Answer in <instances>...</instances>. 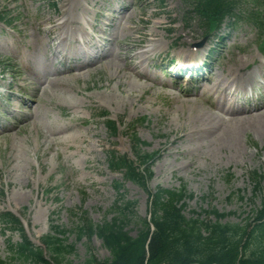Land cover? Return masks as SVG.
I'll list each match as a JSON object with an SVG mask.
<instances>
[{
  "label": "rangeland",
  "instance_id": "rangeland-1",
  "mask_svg": "<svg viewBox=\"0 0 264 264\" xmlns=\"http://www.w3.org/2000/svg\"><path fill=\"white\" fill-rule=\"evenodd\" d=\"M62 1L0 0L6 23L9 19L13 23L9 27V23H0V135L9 132L8 137L0 136V215L16 216L26 236L37 246L51 232L52 223L69 230L66 241L75 245V251L66 264H82L90 256L100 260L108 258L109 253L99 239L94 236L78 240L75 228L83 213L94 224H102L116 215L113 210L117 199L115 184L123 179L109 170L106 151L115 149L118 154L134 159L127 127L146 118L149 123L139 125L137 133L147 143L143 151L156 155L149 191L178 190L185 186L194 195L186 202L188 218L193 211L216 209L228 215L225 223L247 225L254 209L252 175L255 172L262 177L264 195V125L247 129L237 140H231L220 133L215 117H192L190 111L192 106L207 110L204 105L194 103L200 80L210 75L212 69L220 75L222 68H229L233 57L248 67V71L256 72L261 67L262 76L244 93L230 96L226 101L260 103L258 95H264V48L260 47L262 41L264 45V31L236 14L239 22H227L219 32L223 38L216 39L219 34L209 32L196 15L189 14L183 0H95V7L90 2L86 7L92 10L90 17L95 14L101 17L103 11L113 23L107 33L116 34L117 39L108 49L119 53L120 58L125 57L132 41L140 38L133 30L146 23L147 18L151 21L145 32H154L155 43L162 44L163 54H156L153 62L158 70L149 71L158 76L156 88L145 87L144 91L136 89L127 93L123 64L119 68L96 65L77 78L54 76V71L64 72L71 67L62 64V55L56 58L52 55L58 41L46 49L48 25L43 22L49 18L57 20ZM113 6L119 9L130 6L133 24L119 23L118 14L110 10ZM238 9L254 11L246 3H240ZM139 19L142 23H138ZM125 26L131 29L128 35H117V30ZM82 28L99 47L105 44V38L111 40L101 31L106 29L104 24H98L95 31L86 25ZM227 35L231 40L225 41ZM183 40L186 44L180 45ZM204 48L202 56L192 64L185 60L190 52ZM140 50L134 49L133 55ZM200 61L206 65L205 70L196 69ZM181 64L192 65L190 78H182ZM29 68L41 77V82H59L57 78L67 86L47 84L33 111L29 108L35 103L33 91L25 90ZM107 89H112L116 98L108 95L112 98L107 100ZM236 89L235 85L229 87V91ZM105 112L118 123L124 122L119 125L117 137L112 138L105 119L99 118ZM33 113H36V124L19 127ZM62 123L82 133L94 130L96 137L91 138L92 145L72 143L73 146L51 141L45 133ZM184 135L187 136L184 138ZM124 191L130 201H137V220L146 218L150 212L148 192L130 182L125 183ZM138 228L134 221L129 225L132 235ZM20 241L18 232L12 234L0 222L1 261L13 263L9 245Z\"/></svg>",
  "mask_w": 264,
  "mask_h": 264
},
{
  "label": "trees",
  "instance_id": "trees-1",
  "mask_svg": "<svg viewBox=\"0 0 264 264\" xmlns=\"http://www.w3.org/2000/svg\"><path fill=\"white\" fill-rule=\"evenodd\" d=\"M186 8L197 15L201 22L212 28L221 26L226 19L236 20L240 2L248 1L257 9L251 20L264 29V0H183ZM249 16V17H250ZM0 11V20H5ZM107 116V114H103ZM102 115V116H103ZM142 119L140 123H144ZM135 125V123H134ZM132 125V126H134ZM112 136L117 135L115 122L107 124ZM131 126V127H132ZM133 154L136 160L116 151L107 152V164L123 180L138 185L149 194L150 212L143 220H137V201L127 199L122 182L115 184L117 199L114 204L116 215L102 224H94L84 213L78 218L75 228L77 239L96 236L102 241L109 257L99 260L94 256L82 264H264V196L261 176L253 175L254 199L260 205L253 211L245 226L223 223L226 214L217 210L192 212L185 215L187 200L194 198L185 187L179 190L157 189L151 193L148 184L153 178L155 153H145L147 144L138 137L134 127L129 128ZM51 192V191H50ZM243 199V197H241ZM86 214V213H85ZM205 219H202V216ZM214 218V220L212 219ZM0 222L5 228L19 232L21 242L10 244L12 264H66L67 258L75 251L73 244H67L69 230L51 225V232L36 246L26 236L21 221L11 213L1 215ZM134 221L139 226L135 235L129 230ZM0 264H11L1 261Z\"/></svg>",
  "mask_w": 264,
  "mask_h": 264
},
{
  "label": "bare ground",
  "instance_id": "bare-ground-1",
  "mask_svg": "<svg viewBox=\"0 0 264 264\" xmlns=\"http://www.w3.org/2000/svg\"><path fill=\"white\" fill-rule=\"evenodd\" d=\"M90 2H93L92 7L97 5L95 0H63L61 3V12L58 14L57 20L49 18L43 22L48 25V28L45 29L49 39L46 49L49 48L50 43L58 41V45L52 50V55L55 58L58 55H62V64L71 67L64 72L54 71V76L65 78V75H68L72 78H77L84 71H90L89 69L96 65L98 67L106 65L108 68H119L123 64L125 71L124 77L127 79L126 85L129 88L127 93L136 89L144 91L146 90L145 87L156 88L158 76L156 74H150L149 71L156 72L158 70L153 62L155 60L154 58L163 54V48L161 43H155L157 35L154 32H145L146 25L151 21L150 18L146 19V23H142V20L139 19L138 23H142V26L135 28L133 33H139L140 38L133 40L131 47L125 50V57L120 58L119 53H113L112 50L108 49V46H111L117 39L116 34L108 35L107 33V30L113 27V23L105 16L103 11H101L103 13L101 17L97 14L90 17L92 10L89 11L86 8L91 4ZM110 10L118 14L119 23L126 21L128 24H133L132 15H130V6L121 9L113 6ZM85 17H89L90 20H87ZM98 24L105 25L106 29H101V31L104 35L111 38V40L105 38V44L101 47L92 42L91 36L85 33L82 28V25H86L95 31ZM36 29L38 30V27ZM130 30L128 26L119 28L117 35L127 36V32ZM229 40H231V36L227 35L225 41ZM70 41H73L72 45L69 44ZM185 44L186 41L184 40L180 43V45ZM136 48L141 50L133 55L134 49ZM223 48L225 49V46ZM204 50L205 48L195 53H186L185 60L190 62L196 60L202 56ZM137 60L138 62H136ZM241 63L240 60L233 57L230 60L229 68H222L220 75L215 73L217 70L212 69L210 75L200 80L201 83L199 84L198 93L195 95V99H193L194 103L204 105L207 110L192 106V111H190L192 117L194 115H209L215 117L220 133L231 140H237L247 129H259L264 125V95H258L260 103L255 105H247L249 103L241 104L240 102L228 103L226 101L230 96L237 97L239 94L244 93L248 86L252 87L254 85L257 77L262 76L261 67L256 72L248 71V67H243ZM27 75L26 86H28V89L25 87V90L33 91L32 97L35 101L33 105L29 106L30 111L35 110L39 105L40 94L47 90V84L67 87L64 81L57 78L55 79L59 82H50L49 80L41 82V77L32 68H29ZM117 84L119 86L120 83ZM232 85L237 86V89L229 91V87ZM106 91L109 92L106 93V98L108 95L116 98V94L112 89H107ZM103 98L105 99V97ZM110 98L112 97L109 96L107 100ZM76 106L79 107L81 104ZM36 121V113L28 114L25 123L19 127L25 128L29 124L35 125ZM45 135L50 136L51 141L54 142L78 143V145H87L89 147L92 145L91 138L96 137V132L90 129L87 133H82L78 129L62 123L57 128L48 130ZM0 136L8 137L9 132H3ZM186 136L184 135V138Z\"/></svg>",
  "mask_w": 264,
  "mask_h": 264
}]
</instances>
